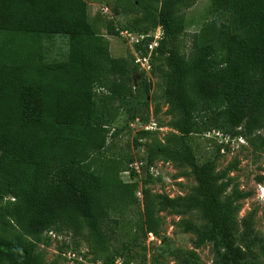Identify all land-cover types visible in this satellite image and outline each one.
<instances>
[{
    "label": "trees",
    "instance_id": "1",
    "mask_svg": "<svg viewBox=\"0 0 264 264\" xmlns=\"http://www.w3.org/2000/svg\"><path fill=\"white\" fill-rule=\"evenodd\" d=\"M196 1L116 0V7L142 14L124 27L109 18L104 34L89 18L87 0H0V264H59L40 248L48 231L82 236L100 264L132 262L113 254L118 232L108 219L138 201V184L123 180L116 166L101 171L90 161L119 134L110 132L121 107L141 96L149 104L151 84L137 79L135 57L113 56L108 36L124 29L149 33L158 25L166 35L153 57L162 61L163 97L176 131L137 143L145 146L147 169L159 159L187 166L196 185L174 197L143 188V227L159 235L163 210L178 216L199 211L203 225L184 217L179 224L195 234L196 248L213 242L214 264L264 258L256 212L239 220V201L248 194L228 169L218 168L222 145L200 161L187 140L219 129L264 150V0H210L211 12L230 14L233 26L207 20L185 54L169 42L186 29L181 9ZM60 36L68 40L66 58L50 60L43 50ZM135 50L147 53L142 44ZM144 125L141 139L154 132ZM173 254L180 264L197 258L196 250Z\"/></svg>",
    "mask_w": 264,
    "mask_h": 264
},
{
    "label": "rangeland",
    "instance_id": "2",
    "mask_svg": "<svg viewBox=\"0 0 264 264\" xmlns=\"http://www.w3.org/2000/svg\"><path fill=\"white\" fill-rule=\"evenodd\" d=\"M89 18L97 21L102 33L106 34V26L109 18H114L118 27L130 24V20L142 14L131 9L125 11L124 5L116 7V0H87ZM108 6L110 10L101 8ZM210 0H197L189 8L181 9L187 25L183 33L169 42L182 52L188 54L191 49L193 34L198 32L207 20L218 18L222 24H231L233 18L228 13L211 12ZM102 10V11H101ZM113 16V17H110ZM111 53L115 57L134 56V45L128 39L119 34L108 36ZM46 39L44 38V42ZM43 52L50 60L65 59L68 52V40L62 36L54 38L46 43ZM162 61L157 57H151V68H138L137 79L142 76L151 84L148 96L149 104L144 106L143 96L137 103L121 107L118 115L111 125V132L119 130L116 137L109 136V145L106 151L90 161L93 168L101 171L111 169L114 166L121 169L120 176L125 181H135L137 186L138 201L125 209L120 217L112 212L108 219L110 225L115 226L118 232L117 238L111 241L112 252L123 259L132 256L130 264H180L173 252L177 249L196 250L197 258L193 264H214L215 247L213 242H207L200 247H195V234L187 232L179 224L181 218H187L199 225H203L199 211H194L183 216L173 214L169 210H163L160 216L163 227L159 235L147 233L144 229V207L142 203V190L148 188L156 193H165L172 197L189 193L196 185V179L187 166L179 167L174 163L159 159L153 163L150 169L146 165L145 146L137 142L151 140L152 137L165 139L166 136L176 130L171 125L173 116L167 113L168 106L163 97L165 78L161 75L159 67ZM135 83V82H134ZM136 84V83H135ZM99 92L102 91H97ZM99 97V95H98ZM97 97V98H98ZM127 107H131V110ZM155 122L157 128L146 138L141 139L139 128L141 124L149 125ZM187 140L194 147L200 161L217 155L218 142L214 138H208L204 134L190 135ZM143 161L140 172L132 173V164ZM217 165L220 170L228 169L229 176L241 190L248 196L239 201V220L248 215L252 210L255 214V228L264 235V150H253L249 142L236 140L227 145L226 152L218 155ZM151 176V177H150ZM239 226V233L242 231ZM137 232V239L131 240V234ZM48 244H40L44 250L47 261L59 258V264H100L97 256L92 252L87 241L81 236L76 237L71 232L57 233L48 231L45 233ZM253 264H264V258L258 257Z\"/></svg>",
    "mask_w": 264,
    "mask_h": 264
},
{
    "label": "built area",
    "instance_id": "3",
    "mask_svg": "<svg viewBox=\"0 0 264 264\" xmlns=\"http://www.w3.org/2000/svg\"><path fill=\"white\" fill-rule=\"evenodd\" d=\"M103 11H108L110 8L108 6H103L101 8ZM101 10V11H102ZM113 17V16H110ZM121 34L124 35L128 41L134 45L135 44H142L146 49L147 53L143 51H134V56H135V63L140 67V68H151V57L153 56L154 52L157 50V48L160 46L161 42L165 38V30L162 25H158L154 30L150 31L149 33H137L128 29H124L121 31ZM149 41V42H147ZM157 128V124L155 122L149 124V125H144L143 128L145 129H151L153 130L154 128ZM205 136L208 138H214L219 145H222L221 152L225 153L227 149V145H229L232 142H235L236 140H240L242 142H246V139L243 138L242 136L240 137H232L230 134L223 132L222 130L219 129H213L211 131H208L205 133ZM142 162L138 163L135 162L133 163V166L137 170V172H140V165ZM261 191L264 192V187L260 185ZM115 264H122L121 259H117Z\"/></svg>",
    "mask_w": 264,
    "mask_h": 264
}]
</instances>
